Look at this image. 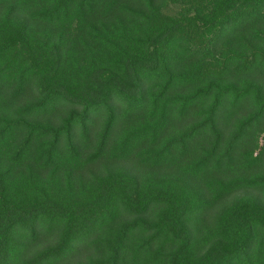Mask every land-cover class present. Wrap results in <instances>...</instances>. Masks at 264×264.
I'll list each match as a JSON object with an SVG mask.
<instances>
[{"label":"trees","instance_id":"obj_1","mask_svg":"<svg viewBox=\"0 0 264 264\" xmlns=\"http://www.w3.org/2000/svg\"><path fill=\"white\" fill-rule=\"evenodd\" d=\"M0 264H264V0H0Z\"/></svg>","mask_w":264,"mask_h":264}]
</instances>
